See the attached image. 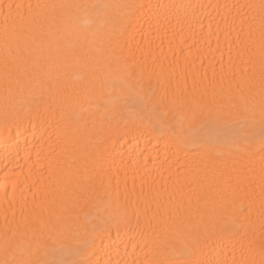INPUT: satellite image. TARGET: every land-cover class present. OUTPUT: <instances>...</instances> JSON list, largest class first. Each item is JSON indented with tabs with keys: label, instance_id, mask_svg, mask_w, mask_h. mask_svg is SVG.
Instances as JSON below:
<instances>
[{
	"label": "bare ground",
	"instance_id": "6f19581e",
	"mask_svg": "<svg viewBox=\"0 0 264 264\" xmlns=\"http://www.w3.org/2000/svg\"><path fill=\"white\" fill-rule=\"evenodd\" d=\"M0 264H264V0H0Z\"/></svg>",
	"mask_w": 264,
	"mask_h": 264
}]
</instances>
